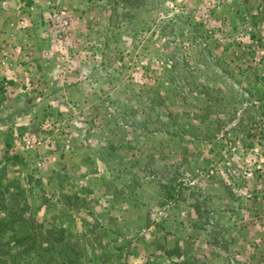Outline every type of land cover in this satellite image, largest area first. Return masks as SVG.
<instances>
[{
  "label": "rangeland",
  "instance_id": "rangeland-1",
  "mask_svg": "<svg viewBox=\"0 0 264 264\" xmlns=\"http://www.w3.org/2000/svg\"><path fill=\"white\" fill-rule=\"evenodd\" d=\"M0 169L8 264H264V0H0Z\"/></svg>",
  "mask_w": 264,
  "mask_h": 264
},
{
  "label": "trees",
  "instance_id": "trees-1",
  "mask_svg": "<svg viewBox=\"0 0 264 264\" xmlns=\"http://www.w3.org/2000/svg\"><path fill=\"white\" fill-rule=\"evenodd\" d=\"M0 173H1V169H0ZM6 192H7V188L4 187V185H2L1 174H0V209L7 204L6 203V194H5ZM8 216L9 217L6 220H4L3 217H1L0 223H4V225H6L8 222L12 223L15 220V218H12V213H10V215L8 214ZM24 238H26V236ZM10 255L11 254L9 251H7L6 249H1L0 250V261H2V263L8 264V262H10V260H11Z\"/></svg>",
  "mask_w": 264,
  "mask_h": 264
}]
</instances>
